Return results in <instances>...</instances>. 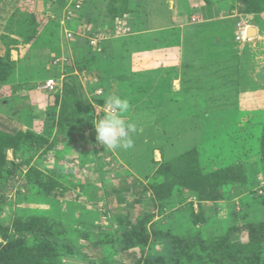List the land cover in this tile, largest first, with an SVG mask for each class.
I'll use <instances>...</instances> for the list:
<instances>
[{
  "label": "rangeland",
  "instance_id": "1",
  "mask_svg": "<svg viewBox=\"0 0 264 264\" xmlns=\"http://www.w3.org/2000/svg\"><path fill=\"white\" fill-rule=\"evenodd\" d=\"M81 1L94 23L78 28L72 22L76 41L65 36L60 12L53 14L47 0H3L0 5V57L10 61L0 64L7 68L0 69V143L12 141L1 151L9 162L0 163V250L16 229L31 232L25 245L8 242L14 246L1 262L80 264L73 257L84 248L92 253L83 240L94 231L73 224L79 221L76 214L100 207L88 202L89 186L116 187L119 178L113 175L138 169L157 199H173L176 216L184 212L186 223L192 212L204 215L198 228L175 227L167 222L175 216L165 212L162 234L180 231V238L195 245L173 249L166 244L165 262L158 264H264V23L245 22L242 28L251 33L239 41V27L232 35L229 29L225 47L214 51L209 46L221 66L214 62L189 71L176 64L175 30L216 23L199 18L195 0ZM221 1L226 15L264 13V0H251L252 8L249 0ZM114 15L126 18L129 36L115 37L108 19ZM92 33L103 34L107 43L86 50L82 61L78 50ZM207 35L212 43V34ZM60 57L68 64L51 68ZM53 71L64 74L57 82L64 84L62 91L40 84L53 78ZM96 89L104 99L129 100L126 123L136 126L130 148L111 151L83 141L80 124L96 103ZM99 148L105 155L103 180L91 174ZM112 201L106 199L108 208L121 209V218L126 212ZM141 214L134 212L131 219ZM111 221L117 224L116 218Z\"/></svg>",
  "mask_w": 264,
  "mask_h": 264
},
{
  "label": "crops",
  "instance_id": "2",
  "mask_svg": "<svg viewBox=\"0 0 264 264\" xmlns=\"http://www.w3.org/2000/svg\"><path fill=\"white\" fill-rule=\"evenodd\" d=\"M83 2V1H82ZM210 5H206L203 0H195V13L199 15L200 19H203L204 21H215V27H205L204 25H201V27L194 26V25H187L186 27L182 28H177L175 30L176 36L174 43H178L179 47L176 53V64L180 68H183L184 70L188 69L190 70H195L196 67L202 65V66H207L210 63L214 64V62L217 64L216 66H221V61L219 62L216 58H213V55H211L212 52L209 51V46L212 45V49L216 51L217 49H221L222 46L225 47L226 44L225 40L226 37L224 36L225 33L229 31V29H232V35L236 30L237 27L244 25L245 22L248 20L250 21L251 18L254 21H257L259 23H264V13L263 14H239L238 16L236 15H226L227 13L223 14V8H224V1L221 0H209ZM207 9H214L211 10V13L207 11ZM233 12V10H230ZM88 12L86 11H81L79 15L77 16L80 20H75L74 25L76 27L80 28L81 26L84 25V23H89V20L93 17L91 14H87ZM85 26V25H84ZM211 29V30H210ZM150 33H154L155 30H148ZM147 31L142 32L143 34H148ZM159 31H156L157 33ZM250 32V31H249ZM141 33V34H142ZM208 33L212 34L211 41L212 43H207L208 38ZM251 33V32H250ZM248 33V35L250 34ZM229 34V35H230ZM132 35V34H131ZM138 36L135 34V37ZM141 36V35H139ZM146 36V35H144ZM143 37V36H141ZM146 38V37H145ZM149 38V37H148ZM216 39L215 42L214 39ZM147 39V38H146ZM223 39V40H222ZM158 40L154 39V44H157ZM188 46V47H186ZM207 53H203L204 51ZM203 51V52H202ZM200 55V56H199ZM216 57V56H214ZM197 59V60H196ZM183 75V74H182ZM132 171H128L127 174L125 175L122 174V176L119 175H113L114 178H119L117 182L119 183L116 184V187H98L97 185L94 187L89 186V192H92L91 200L87 196L88 202L91 203V205L95 204V206H100L98 209L93 211H89L88 214L85 212H80L76 214L78 217V220L82 221L86 219L85 222H88L89 224L93 225V233L91 234L90 238L84 239L83 242L86 244H90L91 248L88 250H92V253L88 254L85 252V248L81 245L84 250H78L76 251L78 254H76L73 258L76 259L77 263L80 264H136V262L143 256L142 258H156L158 256H164L166 252V244L167 241L163 238H153L152 237V231L159 232L164 229V226H162L163 222H166L167 218L166 216V211L171 212L170 217L175 216L171 219L168 218L167 222H169L172 225V222L176 224L175 227L180 226L181 224H186L187 227L189 228L191 226H194L192 224V221L189 223H186L183 218H184V212L176 216L175 209H177V205H174L171 208H163L162 210L159 209L158 207L154 208L152 206H146V202H142L141 204H133L134 200L137 199L136 193H140L138 191V188L134 192H132L131 188L126 189V192H120L118 191L121 190V187L123 186L125 180H127V184H132L134 183L133 181L135 180L138 183H143L145 184L144 177L142 176V172H138V169L134 170L131 169ZM93 172V173H92ZM91 174L93 176H96V171H92ZM135 176V178H134ZM141 178H139V177ZM111 177V176H110ZM138 178V179H137ZM109 180V179H108ZM104 180V181H108ZM116 191V192H115ZM151 194L148 192L145 195V199H149ZM122 196V199L124 198V202L120 203L119 198ZM112 197L113 201L111 203H114L115 206L123 207V212H130L131 217H133L134 212H139V213H148L152 215V218L150 221L146 224V229L148 231V234L150 235V241L148 247L144 250L138 249V247L131 248L126 251H121L119 252V247H120V241H119V236L116 234L118 228L115 225L112 224L111 217L113 218H118L117 216L121 214L119 210L121 209H112L108 208L106 199ZM134 206L135 209L132 210V207ZM102 208V209H101ZM105 209V211H104ZM163 211V212H162ZM80 212V213H79ZM104 213V214H103ZM165 219H164V218ZM85 218V219H84ZM162 218V219H161ZM192 220V219H191ZM106 221V222H105ZM163 221L162 223H160ZM185 222V223H184ZM154 226L157 227L156 230H154ZM201 225L196 226V228L200 227ZM195 227V226H194ZM196 230V229H194ZM180 232V231H179ZM179 232L175 230H171L172 234H180ZM108 235V236H107ZM107 236V237H106ZM112 242V243H111ZM140 253V256L138 254ZM118 253V254H117Z\"/></svg>",
  "mask_w": 264,
  "mask_h": 264
},
{
  "label": "trees",
  "instance_id": "3",
  "mask_svg": "<svg viewBox=\"0 0 264 264\" xmlns=\"http://www.w3.org/2000/svg\"><path fill=\"white\" fill-rule=\"evenodd\" d=\"M2 1L3 0H0V5H1ZM65 1L66 0H47V2L49 3V6H50V10H53L54 13H58V12L61 13V10L63 9V7L65 5ZM203 1L205 2L206 5H210L209 0H203ZM252 4H253V2L251 0H249L248 4H246V5L248 6V8H252L251 7ZM53 8H55V9H53ZM250 13L259 14V11H257L256 9H253L252 11H250ZM118 18H121V17L114 15L113 17H111V18L109 17L108 18L110 23H112L111 27H110L111 30L113 29V24H114L115 20L118 19ZM89 22L90 23L93 22L92 18L89 20ZM71 23L67 24L66 27L69 28L68 30L74 32V30L70 29ZM97 29H98V27H97ZM86 50H87L88 53L90 52L89 51L90 47L88 46L87 42H86L85 48L78 50L79 56L81 55L80 56L81 60L83 58V53ZM99 53H101V51L100 52H96L93 55H100ZM66 56H68V55H66ZM5 63L10 64L9 59H7L6 57L5 58H1L0 57V64H5ZM1 66H6V65H1ZM1 66H0V69L2 71L7 69L6 67H1ZM54 69L56 70L58 68H54ZM53 72H54L53 75H52V76H54L53 78L59 79L61 76H63V78H64V74L63 73L62 74H57V73H55V71H53ZM45 81L41 82L40 84H43ZM62 81H63V79H62ZM63 87H64V84L61 87V91H62ZM66 89H68V88H66ZM103 97H104V94H103L102 97L97 98L96 99V103L92 107L94 108L95 105H98V106H101V107L105 106L107 99H104ZM92 107H91L90 113L88 112V109L86 110V112H85V114H86L85 115V120L83 121V123L80 124L81 127L83 125L85 126V131L82 132V130H81L82 128H81L80 132H81V134H83L82 135V136H84L83 137V141H85L87 143V145L95 144L94 143L95 142V130H94V127H93V125H94V113H93ZM85 134H86V136H85ZM6 143L12 144V141H6V142L3 141V142L0 143V163H2V161L5 162L6 160H7V162H9L8 159H5V158H3V156H1V155H3V153L1 152L2 150L4 151V149L8 150L9 148H11V145H4ZM101 150H102V148H99V149L95 150L96 162H97L96 163V165H97L96 174L99 175L98 178L100 180H103L105 172L104 171L101 172V169H102V167L104 168V166H105V164L102 163L103 159L105 158V155H102L100 153ZM12 155H13L14 159H16V158L18 159V157H20V155L17 152H15L14 150H12ZM162 162H167V161H162ZM152 165H153V162L150 161V164H148V167L149 166L152 167ZM112 174H113V172H112ZM1 182H3V180ZM133 182L134 183L129 185V184H127V180H125L123 186L121 187V190L118 191V193L126 192V189L131 188L132 192H134V194H135V191L138 188V191L140 193H138V194L136 193L135 196H137V199L134 200L133 204L137 205V204H141L142 202H146L145 203L146 206H152L154 208L158 207L161 210L163 208H165V207L166 208H171L174 205H176L174 202H172L173 199L171 197L163 198V199H157L154 196L153 192L148 187L146 182H145V184H143L142 182L138 183V181L136 182L135 180ZM148 192L151 194V197H149V199H145L146 198L145 195ZM86 193H88L87 195H88L89 199L91 200L92 192L90 193V192L87 191ZM199 201H200V203L206 202V203H211V204H214V205L218 204L216 202L217 200L214 201V200H209V199H201V200L199 199ZM119 202L120 203L124 202V198L122 199V196L119 198ZM130 208H132V210L135 209L134 206H132ZM200 212H198L197 214H195L193 212L191 213V219H192L191 221H192V224L195 227L198 226V225H203L205 223V222H202V221L199 220L200 219L199 216L203 215V214H200ZM216 212L217 211H214V216H215V214H217ZM151 218H152V215L144 212L143 214L139 215V217L136 220L135 219L133 220V219H131V213L127 211V213H125L121 218L118 217L116 219V221H117L116 226L118 228L116 234L119 236L118 238H119V241L121 242L120 243V247H119V252H121V251L123 252V251L129 250L131 248H135V247H139V248H141V250H143L144 247L149 245V241H150L151 237L148 234V231L146 229V224L150 221ZM85 221H86V219L83 220V218H82L81 222H80V220L79 221H74L73 224H86V225H88L89 230L91 229L93 231L94 230L93 229L94 228L93 225L89 224L88 222H85ZM243 222H246L245 219H244ZM249 226L252 227L251 224ZM92 231H91V233H92ZM27 233L31 234L30 229H28L27 231H20V230L16 229L15 232L12 235H8L7 238L5 239L7 241V245H6V247H3L0 250V257L4 255V252L6 250H8L9 248L14 246V245H12L11 243H8V242H12V243H16V244L20 243L21 244L20 246H22L23 244L25 245L26 244V238L28 236V235H26ZM90 236H91V234H90ZM90 236H89V238H90ZM157 236H160L161 238L166 239L168 241L167 243L172 244V248L173 249H176L177 245L178 246H185L186 248H190L191 246L195 245L194 241H192V240L191 241H186L187 239L185 240L183 238H180L179 234H172L171 231H170V233H169V231L166 234L164 233V235L162 234V231H159V232L152 231V237L156 239ZM85 239H87V238H85ZM4 258H7V257H4ZM143 259L144 258H140L136 262V264H158L157 261L159 259H162V262H165V256H158L156 258H145L144 260ZM153 259H156V263L151 261ZM3 261H5V259H3ZM170 262L172 263V261H170ZM0 264H5V262H1V260H0ZM21 264H26V263L25 262H21Z\"/></svg>",
  "mask_w": 264,
  "mask_h": 264
},
{
  "label": "built area",
  "instance_id": "4",
  "mask_svg": "<svg viewBox=\"0 0 264 264\" xmlns=\"http://www.w3.org/2000/svg\"><path fill=\"white\" fill-rule=\"evenodd\" d=\"M53 9H55V8H53ZM81 10H82V1L81 0H66L65 5H64L63 9L61 10V13L59 14L60 16H57L59 19L61 18L59 24L64 26V25H67V24L73 22L74 19L77 17V15L81 12ZM52 12H53V14H55L53 10H52ZM51 18L55 19V16H53ZM242 27H243V25L239 26L238 34L236 36L237 41L243 40L245 37L248 36V29H245ZM112 32L114 33L116 38H125V37L129 36L130 30H129L128 22H127L126 18L116 19L114 24H113ZM64 34L67 38L72 37L73 41L74 40L76 41L77 36H79L78 32L76 33V32L70 31L67 28H65ZM106 40H107V37L104 36L103 34L92 33V35L88 37L87 43H88V46L90 48L99 49V46L102 43H107ZM64 64L65 65L68 64L67 59H65L64 57H62V59H61V57L55 58L52 61L53 66L51 68H58L59 69ZM62 79H63L62 76L60 79L49 78L42 85L45 89H48L50 91H52V90L60 91L62 86L61 85L59 86V83H57V82L61 81V83H62ZM95 93L97 96L96 98H99V96L103 93V91L101 89H99V90L97 89L95 91ZM95 108H96V114H98V115L94 116V123L97 119H99L107 111L106 106L101 107V106L97 105V106H95Z\"/></svg>",
  "mask_w": 264,
  "mask_h": 264
},
{
  "label": "clouds",
  "instance_id": "5",
  "mask_svg": "<svg viewBox=\"0 0 264 264\" xmlns=\"http://www.w3.org/2000/svg\"><path fill=\"white\" fill-rule=\"evenodd\" d=\"M106 108L105 114L93 125L96 143L111 151L130 148L133 143L130 134L135 133L136 126L126 123L130 111L129 100L119 95L109 96Z\"/></svg>",
  "mask_w": 264,
  "mask_h": 264
},
{
  "label": "bare ground",
  "instance_id": "6",
  "mask_svg": "<svg viewBox=\"0 0 264 264\" xmlns=\"http://www.w3.org/2000/svg\"><path fill=\"white\" fill-rule=\"evenodd\" d=\"M248 33H250V32H249V29H248Z\"/></svg>",
  "mask_w": 264,
  "mask_h": 264
}]
</instances>
